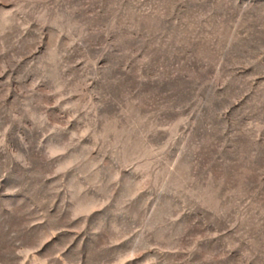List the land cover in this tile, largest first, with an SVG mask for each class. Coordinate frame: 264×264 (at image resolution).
I'll return each mask as SVG.
<instances>
[{"label": "rangeland", "instance_id": "1", "mask_svg": "<svg viewBox=\"0 0 264 264\" xmlns=\"http://www.w3.org/2000/svg\"><path fill=\"white\" fill-rule=\"evenodd\" d=\"M0 264H264V0H0Z\"/></svg>", "mask_w": 264, "mask_h": 264}]
</instances>
